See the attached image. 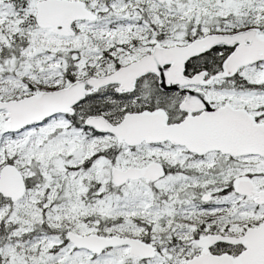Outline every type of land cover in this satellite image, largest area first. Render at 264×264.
I'll use <instances>...</instances> for the list:
<instances>
[{"label":"snow or ice","instance_id":"1","mask_svg":"<svg viewBox=\"0 0 264 264\" xmlns=\"http://www.w3.org/2000/svg\"><path fill=\"white\" fill-rule=\"evenodd\" d=\"M0 264H264V0H0Z\"/></svg>","mask_w":264,"mask_h":264}]
</instances>
